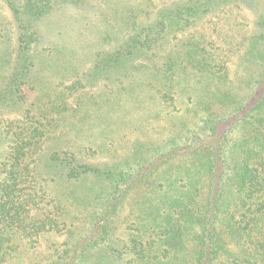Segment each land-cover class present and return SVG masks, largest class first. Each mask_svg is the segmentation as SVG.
Segmentation results:
<instances>
[{
    "label": "trees",
    "instance_id": "obj_1",
    "mask_svg": "<svg viewBox=\"0 0 264 264\" xmlns=\"http://www.w3.org/2000/svg\"><path fill=\"white\" fill-rule=\"evenodd\" d=\"M256 2L178 0L114 23V34L106 31L100 44L114 39V49L93 50L85 71L72 52L65 66L75 80L65 87L73 91L95 83L125 87L133 74L148 73L146 84L169 118V135L137 142L119 163L93 165L75 152L42 150L51 135L47 118L28 114V124H4L9 146L0 162V261L18 246L66 229L65 248L50 264H264V6L239 44L247 72L236 82L230 80L232 63L223 58L229 48L216 40L199 36L173 45L205 23L217 27L234 9L255 10ZM0 3L15 36L13 54L0 40V102L7 96L5 106L15 110L37 87L39 61L66 49H41V23L67 5L84 10L89 0ZM52 184L70 187L65 199L50 196ZM81 205L86 224L78 230L62 217ZM128 205L134 221L119 234Z\"/></svg>",
    "mask_w": 264,
    "mask_h": 264
},
{
    "label": "rangeland",
    "instance_id": "obj_2",
    "mask_svg": "<svg viewBox=\"0 0 264 264\" xmlns=\"http://www.w3.org/2000/svg\"><path fill=\"white\" fill-rule=\"evenodd\" d=\"M176 1L178 0H89L88 7L84 10L67 5L43 21L41 30L44 37L41 49L45 52L50 46L63 44L66 48L64 51L67 52L59 51L53 58L39 61L34 74L37 87L26 92L27 99L20 107L14 110L13 107L5 106L9 102L7 96L4 102H0V162L9 146L3 134L4 124L13 121L28 124V114L48 120L51 135L42 150L75 152L82 156V162L93 165L119 163L131 154L137 142L160 141L167 137L171 128L168 124L169 118L163 110V103L155 96V88L146 84L148 73L144 70H138L141 71L140 74H133L125 87H114V84L106 87L107 84L95 83V86L78 87L73 91L65 86L74 82L75 73L71 66L67 68L65 64L72 59L74 51L83 59L80 70L89 69L93 63V50L114 49V39L100 45L106 31L114 34V23H122L128 15L141 17L147 11L157 12ZM256 6L255 10L250 6L234 9L220 17L217 27L213 22H208L189 34H180L173 45H189L188 40H196L199 36H204L203 42L216 40L222 48H229L224 50L223 58L232 63L230 80L236 82L247 72L241 64L242 53L239 50L244 49L239 48V44L251 34L257 12L264 6V0H257ZM218 29L220 35L217 34ZM14 37L11 15L0 3V40L3 41L2 44L8 43L11 48L9 53L14 47ZM2 48L7 46L3 45ZM136 75L135 84H146L147 87H133L135 84L132 80ZM57 185L48 187L50 196L55 199L58 195V199H65L63 194L70 187ZM78 190L86 195L85 189ZM133 198L137 197L133 195ZM70 209L66 219L62 217V220L68 225L75 224L81 230L86 224V207L81 205ZM130 209L128 205L121 214L119 234L127 233V227L134 221ZM65 230L46 234L34 245L18 246L0 264H50L57 252L65 248Z\"/></svg>",
    "mask_w": 264,
    "mask_h": 264
}]
</instances>
